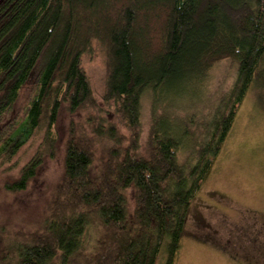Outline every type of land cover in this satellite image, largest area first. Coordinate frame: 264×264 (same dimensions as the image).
I'll use <instances>...</instances> for the list:
<instances>
[{"label": "trees", "instance_id": "1", "mask_svg": "<svg viewBox=\"0 0 264 264\" xmlns=\"http://www.w3.org/2000/svg\"><path fill=\"white\" fill-rule=\"evenodd\" d=\"M95 47L108 70L101 98L84 65ZM227 58L238 75L213 121L184 133L183 87ZM263 58L264 0H0V164L37 142L8 192L56 157L70 115L63 172L39 216L2 236L0 264H175Z\"/></svg>", "mask_w": 264, "mask_h": 264}, {"label": "rangeland", "instance_id": "2", "mask_svg": "<svg viewBox=\"0 0 264 264\" xmlns=\"http://www.w3.org/2000/svg\"><path fill=\"white\" fill-rule=\"evenodd\" d=\"M92 87L101 98L107 75L106 55L95 47L84 57ZM239 64L224 59L204 80L183 87L176 116L182 131L195 132L210 124L214 112L233 86ZM34 92L29 84L17 108L25 109ZM151 113L149 96L143 101L147 133ZM72 117V116H71ZM70 115L58 120L59 149L45 164L27 190L12 193L4 182L16 178L37 142L27 145L11 163L0 164V252L2 236L18 230L39 216L52 186L63 172V142ZM186 133V134H187ZM175 264H264V58L237 112L231 131L191 210L186 236Z\"/></svg>", "mask_w": 264, "mask_h": 264}]
</instances>
